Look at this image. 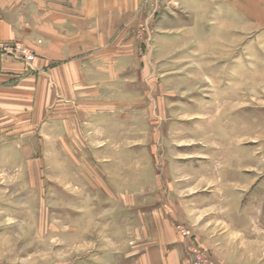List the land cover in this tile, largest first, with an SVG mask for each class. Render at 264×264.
Returning <instances> with one entry per match:
<instances>
[{"label": "rangeland", "instance_id": "1", "mask_svg": "<svg viewBox=\"0 0 264 264\" xmlns=\"http://www.w3.org/2000/svg\"><path fill=\"white\" fill-rule=\"evenodd\" d=\"M216 25L208 41L133 27L145 73L110 136L75 124L3 147L0 264H137L121 259L161 222L189 254L181 228L212 260L207 237L225 264H264V31Z\"/></svg>", "mask_w": 264, "mask_h": 264}, {"label": "crops", "instance_id": "2", "mask_svg": "<svg viewBox=\"0 0 264 264\" xmlns=\"http://www.w3.org/2000/svg\"><path fill=\"white\" fill-rule=\"evenodd\" d=\"M145 22L157 26V42L182 31L208 41L216 24L233 25L239 37L244 25L252 37L264 31V0H0V43L19 41L35 52L30 63L0 55V155L56 126L64 136L75 124L80 136H110L111 123L123 120L115 111L125 110L128 80L145 73L132 43L133 27ZM160 224L121 260L189 264L180 233ZM204 243L215 264H225L209 237Z\"/></svg>", "mask_w": 264, "mask_h": 264}, {"label": "built area", "instance_id": "3", "mask_svg": "<svg viewBox=\"0 0 264 264\" xmlns=\"http://www.w3.org/2000/svg\"><path fill=\"white\" fill-rule=\"evenodd\" d=\"M0 55H8L25 63H30L35 58V52L19 41L0 43ZM181 234L189 239L191 264H213V260L206 255L205 251L199 246L197 239L187 229L181 228Z\"/></svg>", "mask_w": 264, "mask_h": 264}]
</instances>
